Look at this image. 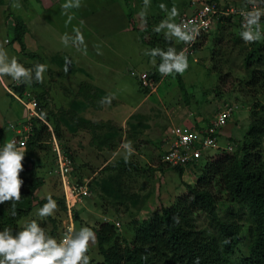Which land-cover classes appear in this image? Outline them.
<instances>
[{"label": "rangeland", "instance_id": "1", "mask_svg": "<svg viewBox=\"0 0 264 264\" xmlns=\"http://www.w3.org/2000/svg\"><path fill=\"white\" fill-rule=\"evenodd\" d=\"M37 1L39 0H1L0 3V46L6 49L9 58L13 56L16 58L20 57L18 62L26 68H32L37 63L48 66L44 73V82H38L36 86L31 83L30 85L32 86L24 89L25 91L21 95L16 90V87H20L21 83L10 79L8 87L14 99L6 93L0 83V119L3 124L2 128L5 127L0 132V146L2 148L6 142L14 138L20 140L26 136L18 134L17 130H23L22 128L27 122L22 123V126H20L21 124L16 125L15 122L29 121L31 117L29 113L27 115L26 109L17 98L20 96L19 98L27 103H30L32 99L39 100L38 102L43 108L45 119L40 113V108L38 119L46 122L44 124L48 128L47 131L52 134V138L53 136L57 138L53 129V116L58 119L64 118V121L61 122L62 143L69 148L70 153L73 154L77 162L74 166L71 181L86 182L87 185L95 187V190L93 189L90 196L82 202H77L76 200L68 201L69 203L71 202L72 213L68 209L63 210L61 208L59 199H62L65 195L64 185L62 178L56 174L55 154L53 153L54 143L52 144L50 137L47 138L46 136L41 142V147L36 150L33 161L28 159V153H25V158L22 161L23 171L19 173V178L21 180L24 179L25 182L27 181V184H33L34 175L37 178H42L45 184L36 192L37 199L43 200L48 195H51L57 202V209L51 217L41 218L37 216V210L42 206L40 203L37 205L35 202L34 210L29 216L21 219L18 225L20 227L25 222L35 219L51 235V231L54 228L52 221L53 218H56L59 221L58 235L61 238L66 233V227L73 226L72 218H74V227L79 230L81 226L91 228L92 226H98L100 222L105 220V215H109V212H111L112 215L106 218L113 217L114 220H119L122 226L119 228L122 235L131 240L134 233L132 232L133 227L130 225V220L134 217L138 219L149 217L151 214L160 212L163 207L171 205L177 196L187 191L185 183L193 184L196 177L198 178L200 175L202 168L210 159L209 157L217 154V149L212 147L205 148L203 159L196 166L189 167L182 177L178 170L167 166L163 162V156L167 150L168 142H166V139L170 136L171 131L169 128L180 125L179 121L175 119L181 117L182 119H191L192 123L204 120L203 124L210 126L211 122L215 121L220 110H223L228 105H235L238 108L233 113L227 126L218 127L219 145L224 146L228 141V137L236 140L244 138L251 121V109L249 108L252 107L254 102V99L251 98L252 91L249 92L250 87L244 86L245 80L249 76L248 69L244 65V58L252 49L253 43L248 44L241 39L240 32L242 30L235 28L232 25V21H226L224 27L219 29L218 25L214 24L208 33V40H201L200 47L193 56L187 58L189 67L182 74L186 90L189 93L190 105L188 106L186 103L185 91L179 87L177 75L163 76V80L157 84V93L162 101H154V104L157 105L156 107L151 106L148 108L149 105H143L133 114L132 118L122 126H119L120 120L128 113L133 112L132 110L136 109L139 102L144 98V94L139 89L137 74L142 70H153L154 67V64L150 65L143 62L144 57L140 54V51L141 48L147 50V46L141 41L139 33L136 31L130 34H119L116 38L103 40V34H105L106 29L100 25L103 23L105 15L109 13L111 0H81L79 8L68 10L72 20L67 26L68 16L61 14V5L66 0H61L60 2L51 0L54 2L53 5L49 3V0H42V3L40 1L41 4H38ZM118 1L124 5L125 0ZM165 1L171 2L170 0ZM252 1L264 9V0ZM173 2L177 4L178 13L181 15L184 12L180 10V5L188 3L189 0H173ZM220 2L239 7L251 2V0H220ZM140 3V0H132L129 7L135 4L139 8H137V11H142L144 7H141L142 3ZM118 8L119 10L121 9L120 7ZM37 11L41 14H38ZM9 15H13V18ZM136 16H134V21H137V24H135L140 28L143 27V23L139 25L140 19L143 20V18L137 16V19ZM15 17L21 18L28 26L29 33L25 37L27 38L25 44L28 51L39 54L41 58L31 59L15 50L18 43L12 41L13 30L10 26L11 21ZM35 23L38 24V29L33 27ZM48 25L51 28H48ZM73 26L80 27L83 33L87 45L86 55L88 58L86 57V59L83 58V49L78 50L71 44L66 46L62 43L61 37L66 32L71 34ZM108 26L111 30V27L115 25L109 24ZM31 30L37 32L39 36L31 32ZM261 31L263 36L258 42L264 41V28ZM222 37L223 43L221 45L225 58L221 63L223 70L219 74L214 68L213 55L215 54L214 52L221 50V46H216V43ZM109 41L116 44L114 50L117 53L111 52L113 58L119 59V57L123 56V59L120 58L119 60L125 65L127 55H132L134 58L131 63L132 74L127 72L124 77L125 81L121 83L125 87L127 85L128 89L114 91L115 96L113 99L118 100L116 103H119L116 106L115 113L111 112L112 103H101L103 98L109 96L104 94L102 95L103 97L95 96L89 93V96H86L82 94L85 91L81 89L80 85L83 82H89L90 79L86 78H91L93 67L92 71L94 73L98 70L96 58L99 54L98 52L96 53V50L103 42ZM64 57H69L67 59L70 62L74 58L83 59L84 64L87 66L69 64L68 71L65 72L66 62ZM194 59L197 61H194ZM242 81L243 85L240 87L239 84ZM153 98L155 99V96ZM258 98L262 99V95H259ZM104 105L107 106L106 109H104ZM64 109L70 110L72 113L65 115L61 112ZM94 109L98 113L94 112ZM72 116H77L83 120L101 122L100 124L109 122L115 125V129L112 132H115L117 137H112V139L118 143L117 147L108 149L105 145L102 150H99L96 148L97 144H91L92 141H98L96 140L98 135H102V139H104L108 134L106 132L107 129H101L102 132L100 133L99 131L93 132L89 128H76L75 132H72L71 128L73 126L69 120V117L71 118ZM50 117L53 118L52 122ZM166 128L168 131L167 138L162 134ZM48 132H45V135ZM120 133L121 137L119 136ZM127 141H131L134 153L125 162L126 153L122 145ZM116 164H120L122 167L126 164L131 166L135 164L139 167L138 170H134L133 167L127 168L125 173L120 176L118 181L124 187L126 196L122 198L121 195L119 199L108 196L107 193L109 191L107 190L111 189V184H107L105 188L102 185L103 182H106V179L111 177L110 172L105 171L106 167ZM117 173L119 172H114V174ZM112 182L115 183L114 181ZM115 188L117 190L119 186ZM183 188H185L184 191H182ZM7 205V203L0 204V212L5 210ZM104 205L106 209L103 207ZM227 206L229 205H224V212L220 211L222 216ZM114 212L116 215H114ZM76 213L78 219L76 218ZM236 214L237 219L243 217V221H247L248 215H246L245 211L240 210ZM198 220L199 227L203 230L206 229V232L211 234L213 227H211L208 217L202 214L198 217ZM87 254L90 257V264L95 261H103V255L98 250L97 240L94 244H90Z\"/></svg>", "mask_w": 264, "mask_h": 264}, {"label": "trees", "instance_id": "2", "mask_svg": "<svg viewBox=\"0 0 264 264\" xmlns=\"http://www.w3.org/2000/svg\"><path fill=\"white\" fill-rule=\"evenodd\" d=\"M140 1L141 3L144 2V0ZM131 2L132 0H125L124 7L128 12L133 29L139 33L140 39L147 46L148 51L150 52L153 48L166 49L167 47H174L177 51V42L174 37L166 39L164 34L166 30H162L159 33L154 30L161 22V15L157 16L155 14V16L152 15L144 18V25L140 28L136 25L137 22L134 21L138 6L134 9L133 7H129ZM207 2L221 4L220 0H208ZM149 5L154 9H158L159 1L150 0ZM9 16L13 18V15ZM226 21H232V25L235 28L242 30L241 21L235 20L233 17H222L217 23L218 29L223 28ZM10 25H12L11 28L13 30L12 41L18 43L17 49L15 50L31 59L41 58L39 54L28 51L25 44V37L29 30L21 18L15 17ZM263 28L264 17L261 18L260 22L261 36H263V32L261 31ZM208 38V33L199 37L193 47L194 53L200 47L201 40ZM222 41L223 37L216 43V46H221V50L214 52L215 54L213 55L214 68L219 74L223 70L221 63L225 58L221 45L223 43ZM183 45L184 42L182 47ZM189 57L187 56V58ZM155 58L157 60L155 70L140 71L137 74L139 89L144 95L153 93L143 84V75L146 74L147 79L149 81L153 80L156 85L163 79V76L157 70L160 59L159 57ZM17 60H20V57ZM194 61L197 60L194 59ZM244 65L249 73L244 86L250 87L249 92L252 91L251 98L254 99L252 107L249 108L251 109V121L244 138L240 139V141L239 139L236 140L228 137V141L224 146L219 145V133L216 123L221 115L228 114L226 123L223 126H219V128L227 126L233 113L238 108L235 105H228L223 110H220V112L218 111L219 113L215 121L211 122L210 126L204 125V120L194 122V130L196 132L201 134L205 139L213 138L215 140L219 146L217 154L209 157L210 159L202 168L200 175L198 178L196 177L193 184L184 182L187 191L177 196L171 205L163 207L160 212L151 214L149 217L141 219L136 217L132 218L130 225L133 227L132 232L134 235L131 240H128L122 235L119 229L122 227L121 223L119 220H114L113 217L110 218L113 220L106 219L100 222L98 226H92V229L96 232L97 246L99 253L103 255V261H95L91 264H196L197 261L198 264H264V41L261 40V42L257 41L253 43L252 49L244 58ZM250 69L251 71H249ZM176 75L180 89L185 91L186 103L189 106V93L186 90L183 75ZM220 76L222 77V75ZM243 81L240 82V87H242ZM33 85H38V82L33 81ZM80 85L81 89L85 91V93H82L84 95L89 93L95 96H102L103 94L108 96L105 91L89 82H83ZM31 86L27 83H21V86L16 87V90L21 95L25 91L24 89ZM259 95H262V99L258 98ZM12 99H14L13 96ZM39 105L40 113L44 118V112L40 102ZM61 112L65 115L72 113L67 109ZM53 117V129L57 136L56 139L63 153L72 159L75 166L77 163L76 158L70 153L69 148L62 143L61 122L64 121V118L58 119L56 116ZM50 119L52 122L53 118L50 117ZM69 120L73 126L71 128L72 132H75L76 128H89L93 132L99 131L100 133L102 132L101 129H107L106 132L108 134L105 138L103 137L104 139H102V135H98V139H96L98 141L91 142L92 145H98L96 146L97 149L102 150L105 145L108 149L117 147L118 143L112 139V137H117L115 132H112L115 129V125L109 122L100 124L101 122L83 120L77 116L69 117ZM44 123L46 122H43L41 119L32 118L24 124L31 128L26 153H28L27 158L32 161L35 158L36 150L41 147V142L46 136L47 138L50 137L51 143L53 144L52 134L47 131L48 128ZM45 132L48 133L45 135ZM119 136H122L121 133ZM166 140L168 142V150L172 145V139L168 136ZM53 153L55 154V169L57 170V154L55 151ZM203 157L204 153L196 163H191L184 167L171 168L178 170L182 177L189 167L196 166ZM131 167L134 170L139 169L135 164H132V166L126 164L123 167L120 164L108 165L106 169L104 168L111 175L110 179H106V182L102 183L103 188L107 184H111V189H106L109 191L107 193L109 197L112 196L115 199H119L121 195L122 198L126 196L124 187H122V184L118 180L122 173L124 174L126 169ZM117 171L119 173L114 174ZM22 181L23 184L20 189L21 200L16 204L17 215L15 217L11 215V202H5L8 205L5 210L0 212V230H3L4 227H11L16 230L19 227L18 222L29 216L34 210L35 202L37 205L40 203L41 206L47 202L46 199L38 200L36 196V192L45 184L42 178H37L34 175L33 184H27V181L25 182L24 179ZM116 186H119L117 190L115 188ZM88 187L90 193L93 189L95 190V187H92V185H88ZM87 197L83 196L82 201L87 199ZM53 199L55 200V198ZM59 204L63 210L68 209L65 195L62 199H59ZM226 204L229 206L226 207V211L222 216L220 211H223V207ZM103 207L106 209L105 205ZM240 210L245 211L246 215H248L247 221L244 222L243 217L240 219L236 218V213H239ZM202 214L210 220L211 227H213L211 234L207 233L206 229L203 230L199 227L198 217ZM114 215H116L115 212ZM52 222L54 228L51 231V235L56 237L59 231V221L53 218ZM117 223L120 226H117ZM56 238L60 239L59 235Z\"/></svg>", "mask_w": 264, "mask_h": 264}, {"label": "clouds", "instance_id": "3", "mask_svg": "<svg viewBox=\"0 0 264 264\" xmlns=\"http://www.w3.org/2000/svg\"><path fill=\"white\" fill-rule=\"evenodd\" d=\"M148 5L149 0H144V7L147 8ZM80 6L81 0H66L61 5V14L68 16L66 26L72 20L68 10ZM160 7L162 10H167L166 5L161 4ZM177 15H179L178 10L173 7L168 17L162 20L154 30L157 33L166 30L164 33L166 39L174 37L185 44L194 43L199 35V27L195 26L193 21L179 24H177L178 20L176 23L173 22ZM241 15L243 16L241 39L248 44L259 41L261 38L260 22L261 17L264 16V9L253 7L250 11H241ZM61 40L66 46L71 44L78 50L83 49L86 53L87 45L80 27L73 26L72 33H64ZM146 54L153 58L159 57L160 63L157 70L162 76L182 75L189 67L185 51L178 53L174 47L153 48ZM65 62L64 71L67 72L70 64L67 57ZM152 63L156 64L155 59L152 60ZM47 67L46 64L37 63L32 68H26L18 62L16 57L9 58L6 49L0 46V77L8 76L18 83L31 84L33 81L43 83ZM113 98L112 96L105 97L101 103L110 104ZM17 100L20 102L18 98ZM122 147L126 153L125 162H127L134 153L131 141L123 143ZM25 153L26 149L23 143L17 146L15 140L6 142L0 148V204L11 202L13 217L17 215L16 204L21 200L20 189L23 181L19 178V173L23 171L22 161ZM46 201L37 210V216L41 218L51 217L57 209V202L51 195L46 197ZM72 224V227H66V233L60 239L50 235L35 219L25 222L16 230L4 227L3 230H0V264H90V257L87 253L90 244H94L97 240L96 232L88 226H81L77 230L74 227V219Z\"/></svg>", "mask_w": 264, "mask_h": 264}, {"label": "built area", "instance_id": "4", "mask_svg": "<svg viewBox=\"0 0 264 264\" xmlns=\"http://www.w3.org/2000/svg\"><path fill=\"white\" fill-rule=\"evenodd\" d=\"M192 6L194 7L193 12L181 16L177 21V24L181 22L193 21L195 26H198L200 30L199 35L197 36L194 43H184L183 47L181 48L180 51H185L186 56H191L194 53L193 47L197 43L199 37L203 34H207L211 30L212 26L217 24L222 17H233L235 20L241 21V23H243L241 11H250L253 7L262 9L254 1L249 2L243 7H235L224 4L218 5L214 3L198 1H193ZM142 79L143 84L149 88L151 93L157 91L158 86L153 80L149 81L146 74L142 76ZM18 99L26 108L27 114L29 113L31 117L29 119L38 118L40 105L36 99H32L30 103L24 102L19 97ZM227 117L228 114L221 115L216 123V126H223L226 123ZM30 132V126H25L23 130H18L17 133L26 136L20 140L16 138L12 140L16 141L17 146L23 143L26 149ZM170 139H172V145L167 150V153L163 156V162L170 167H184L191 163L198 162V160L203 156L204 149L207 147L219 149V146L213 138H203L201 134L194 130V127L173 126L170 131ZM53 143V151H55L57 154L58 169L56 170V174L62 178L68 203V211L72 213L71 202L69 203L68 201L76 200L77 202H81L83 196L90 195L89 187L86 182H84V184H79L78 181H71V174L74 171L73 161L64 153H61L62 148L60 147L55 136L53 137ZM117 226H120V224L117 223Z\"/></svg>", "mask_w": 264, "mask_h": 264}, {"label": "crops", "instance_id": "5", "mask_svg": "<svg viewBox=\"0 0 264 264\" xmlns=\"http://www.w3.org/2000/svg\"><path fill=\"white\" fill-rule=\"evenodd\" d=\"M40 1L42 3V0H39V1H37L38 4H41ZM60 1L61 0H57L56 2H60ZM158 1H159L158 9H154L150 5H148V7L145 8L144 7V2H142V6L141 7H144V10H142V11L138 10L137 13H135V16L137 14L138 17L143 18V20L139 18L140 19V24L145 22L144 18L150 17L152 15L155 16V14H157V16L161 15L160 17H161V21H162V20H164V19H166L168 17V15L171 12V9L173 7L177 8V4H175L173 2V0H170L171 2H169V3L166 2L165 0H158ZM193 1L194 0H192V1L189 0L188 3H183L182 5H180V10L183 11L184 13H181V15H179V16H182L183 14H190V13L193 12L194 7L191 5V3ZM49 3L52 4V5L54 4V2H52L51 0H49ZM161 4L166 5V9L167 10H162L161 7H160ZM240 6H244V5H240ZM109 7H110V10L108 11L109 13H107L105 15L103 23L100 25L102 28L106 29V31L104 32L105 34H103V40L116 38L117 35H119V34H125V33L126 34H130V33L135 32V30L133 29V26H132V24L130 22V19L128 17V12L125 9L124 5H122L120 3V1H113L112 2V0H111V4L109 5ZM118 7H120L121 9L119 10ZM132 7L134 9L137 6L135 4H133ZM101 11H103V10H101ZM37 13L41 14V13H39V11H37ZM36 17H38V16H36ZM138 17H137V19H138ZM178 17H175L173 19V22L176 23V21L178 20L177 19ZM135 22H137V21H135ZM109 24H113L115 26L111 27V30H110V28L108 26ZM49 25H48V28H51V26H49ZM10 26L12 27V25H10ZM33 27L38 29V24L37 23L33 24ZM31 32L37 34V32H35L34 30H31ZM26 39L27 38H25V41H26ZM175 41L177 42V47H178L177 52H179L181 50L183 42L177 40L176 38H175ZM115 45L116 44L113 43L112 41L103 42V44H101V46L96 50V53L98 51H100L99 56L96 58V63H97L96 66H98V70H96V73H94L92 71L93 68H94L93 67L92 70H91V72H92L91 78H89V77L86 78V79H90L89 82L91 84H93V85L97 86L98 88L102 89L103 91H105L108 94V96H112V97L115 96V92L114 91H120L122 89H128L127 85L125 87V86L121 85V83H122V81H125L124 77L127 75V72L131 73L133 71L132 68H131V66H132L131 63L134 61V58L132 57V55H127L126 56V65L119 60L120 58L123 59V56L119 57V59L118 58H113L111 52L112 53H117L114 50ZM108 51H110V52H108ZM146 53H149L148 49L145 50V49L141 48L140 54H142V56L144 57L143 62L144 63H148L150 65L153 64L152 63L153 58L149 54H146ZM86 57H87L86 53L83 52V58L86 59ZM64 58H66V57H64ZM67 58H69V57H67ZM79 59L80 58H74L72 60V62H70V64H72V65H77V64L82 65L83 64V65L87 66L86 64H84V60L83 59H81V60H79ZM155 61H156V64H154L153 70H155L156 65H157L156 58H155ZM153 70H142V72L143 71H153ZM10 79L11 78L8 77V76L0 77V83H1L2 88L6 91V93H8L12 97L11 92H10L9 87H8V85L10 84V82H9ZM126 80H128V78H126ZM78 81H79V78H78ZM86 95L88 96L89 94H86ZM153 96H155V99L153 98ZM156 100H158V101L161 100L162 101V99L159 96V94L157 93V91L154 92L153 94H150V95H144V98L139 102V104L137 105L136 109L132 110L133 112L128 113V115L123 117L122 120H120V122L117 121V122H119L118 125L122 126L125 122H127L130 118H132L133 114L136 113L137 110H139L145 104L149 105L148 108L151 107V106L156 107L157 105L154 104V101H156ZM116 101H118V100L111 99V103H112L111 104L112 105L111 112H113V113H115L116 106L119 104V103H116ZM103 107H104V109L107 108L106 105H104ZM93 111L96 112L95 109ZM101 112H103V111H101ZM96 113H98V111ZM175 120H178L180 125H182V126L194 127V123L191 122V119H182V117H181V118H178V119H175ZM27 121L24 120V121L15 122V123H16V125L21 124L20 126H22V123L27 122ZM9 125L11 126V124H9ZM24 126H23V128H24ZM2 127H3V124H2L1 119H0V132L5 129V127L4 128H2ZM13 128H14V126H13ZM162 134L167 137V135H168L167 128H166L165 131H163ZM0 148H1V146H0ZM184 190H185V188L182 189V191H184ZM109 215L111 216L112 213L109 212ZM109 215L106 214L105 216L108 217ZM106 217L104 218L105 220L106 219L107 220L108 219L109 220H113V219L106 218Z\"/></svg>", "mask_w": 264, "mask_h": 264}]
</instances>
